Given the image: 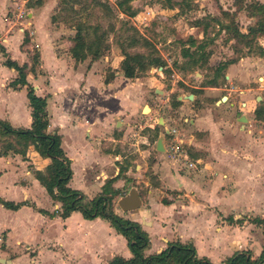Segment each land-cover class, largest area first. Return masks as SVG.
Returning <instances> with one entry per match:
<instances>
[{"label":"crops","instance_id":"0c3cea01","mask_svg":"<svg viewBox=\"0 0 264 264\" xmlns=\"http://www.w3.org/2000/svg\"><path fill=\"white\" fill-rule=\"evenodd\" d=\"M56 1L40 0L35 3L32 0L25 10L22 8L24 0H0V72L3 73L0 77V120L15 128L29 127L31 121L25 86L12 84L16 70L3 64V59L8 57L18 65L26 64V82L32 86L36 95L45 97L48 118L45 131L59 135V145L69 159L71 174L66 184L90 198L100 190L107 178L118 177L120 170L115 169L114 174L108 175L102 167L98 171L99 180H90L96 187L91 193L71 184V162L74 157H81L85 171L83 177L87 181L91 178H88V167L101 162L90 149H95L91 145L98 128L111 117L104 112L97 116L94 106L96 100L93 99V105H87V91L91 86L96 87L102 99L115 104L112 107L116 113L124 111L127 102L120 99L124 95L123 87L115 86L116 89H113L117 78L114 79V74L119 77V71L112 72L108 81H104V76L100 79V75L97 79L98 74L93 68L94 58L89 57L90 64H82L84 57L75 59L71 55L69 49L73 35L71 38L62 37L60 28L53 27L54 23L50 20ZM19 9L24 10L25 18L17 17ZM22 20L27 24L20 26L19 22ZM24 33L29 37L28 40L22 38ZM32 46L38 52L35 64L28 57V50ZM229 69L231 73L233 68L230 66ZM261 78L264 79V74ZM200 88L204 89V94L209 91L208 95L212 96L216 95L215 91L222 89L210 83L201 85ZM250 88L238 89L236 93L239 98L232 94L235 90L224 88L225 93L220 95L219 100L213 101L214 104L219 101L217 105L229 107L228 115L233 110L237 112V115L233 113V120L238 121L237 126L231 118L226 119L224 116L214 119L206 114L192 119L197 130H207L209 143L205 148L206 154L200 158L203 164L198 169L189 174L175 172L172 175L171 182L174 186L170 182V189L175 187V190L180 191L176 196L184 198L186 195L184 201L175 199L155 202L154 194L159 190L155 185L147 189L146 202L143 200L144 196L137 191L140 205L148 206L146 214L139 217L141 223L139 219H133L148 234V245L142 250L145 255L158 252L170 240L191 242L198 256H205L214 264L223 262L236 249H248L252 257L259 254L264 245V234L260 225L249 218H264V125H260V117L254 116L256 105L251 110L246 109L251 96ZM188 94H191L189 99L194 102L200 97L192 91L186 96ZM222 96L225 97L223 100ZM64 122L74 128L81 125L78 138L80 142L75 143L78 145V156L66 153L61 130ZM12 154L13 156L8 153L0 154V177L7 176L2 181L3 187L18 190L20 195L17 199L5 198L0 191V197L24 203L14 209L0 203V264H106L114 255L124 258L131 255L125 238L115 231L107 219L100 216L84 218L78 210H71L65 216L59 214L60 201L50 197L33 173L34 170L43 171L50 161L48 156L40 155L32 144L27 145L23 154L13 151ZM24 154L32 164L31 170L23 171L27 174L26 180L18 179L23 164L19 155ZM113 155L116 159V154ZM157 179L162 186V176L159 175ZM117 185L115 182L113 187L116 188ZM32 186L44 191V204H39L30 195ZM127 191L128 189L118 195L117 199ZM155 208L164 209L167 214L180 215L178 222L183 224L170 222L169 236L160 233L155 236L154 230L161 229V225L165 224ZM112 210L121 216L122 212H126L117 203L112 204ZM143 217L148 222L142 221ZM181 225L183 230L180 229Z\"/></svg>","mask_w":264,"mask_h":264},{"label":"rangeland","instance_id":"374dc122","mask_svg":"<svg viewBox=\"0 0 264 264\" xmlns=\"http://www.w3.org/2000/svg\"><path fill=\"white\" fill-rule=\"evenodd\" d=\"M31 1L24 0L22 8L26 10ZM116 2L117 0H57L50 15L53 27L60 28L62 37L71 38L75 27L81 28L80 35L84 43L82 52L86 53L82 64L88 63L90 52L96 48L97 42L96 50L99 53L92 60L94 71L98 74L97 79L119 71V77L114 74V79L117 78L113 89L123 87L124 95L120 99L127 102L126 109L116 113L112 107L115 104L102 99L96 87L91 86L87 91V105H93V99L96 100L94 106L97 116L102 112L111 116L106 124L98 128V133L92 140L91 146H95V149L91 148L90 151L101 162L88 167V178L91 177L88 181L83 177L85 171L81 157H74L79 155L76 144L80 142L78 138L81 125L74 128L65 122L62 124L66 153L74 157L71 162V184L91 193L96 187L90 180H99L98 171L102 167L108 175L114 174L113 170L118 169V177L112 183V186L115 182L118 185L112 196L111 206L116 204L118 195L132 187L144 196L143 200L146 202L147 189L154 185L159 187L154 194L155 202L175 199L184 201L186 195L184 198L176 196L180 191L175 190V187L170 189L172 175L175 172L189 174L198 169L203 164L200 158L206 154L205 148L209 143L207 130H197L192 119L207 114L214 119L222 116L231 118L236 126L238 124L237 120H233L234 114L237 115L236 111L233 110L235 113L228 115L229 107L217 105L219 101L213 103L214 99L219 100L220 95L225 93L224 88L235 90L232 94L239 98L236 93L238 89L252 87L246 109L251 110L253 105L260 107V125H264V79L261 78L264 74V33L253 35L248 32V27L262 16L256 10V4H264V0H129L127 4L134 11L131 15L122 12ZM6 17L5 12L4 19ZM66 32H70L69 35ZM236 32L246 35L240 36ZM23 37L29 39L26 33ZM88 45L90 48L86 47ZM28 52L29 61L32 62L38 53L37 49L32 46ZM122 52L158 56L162 63L148 64L136 70L133 77H125L119 66L123 58ZM220 62L226 64L220 73L214 74V67ZM230 66L233 68L231 73ZM1 76L3 73L0 72ZM212 78L211 84L222 88L215 91L214 96L208 95L209 91L204 94V89L200 88ZM191 91L200 96L196 98V102L186 96ZM158 139L161 149L156 147ZM8 142L14 143L15 137L3 134L0 130V152L13 156L12 151L5 147ZM14 144L19 147L17 143ZM183 151L189 160L195 159L193 167L186 160H181ZM113 154H116V159ZM19 159L23 164L18 179L26 180L27 174L23 171L31 170L32 164L25 154L19 155ZM159 175L162 176V186L158 183ZM5 178L7 176L0 177L2 195L17 199L20 195L18 190L3 187ZM29 193L39 204L45 203L44 191L32 186ZM147 208V204H141L135 211L122 212V217L139 219L141 223L139 217L146 214ZM155 209L165 222L161 229L154 230L155 236L159 233L169 236L170 222L183 224L178 222L180 215ZM143 218L142 221L148 222L147 218ZM180 229L183 230L182 225Z\"/></svg>","mask_w":264,"mask_h":264},{"label":"trees","instance_id":"16d2710c","mask_svg":"<svg viewBox=\"0 0 264 264\" xmlns=\"http://www.w3.org/2000/svg\"><path fill=\"white\" fill-rule=\"evenodd\" d=\"M128 1L129 0H117L116 6L125 14L131 15L134 11H132L127 4ZM34 2L39 3L40 0H34ZM256 10L260 12L262 16L258 17L254 25L248 27V32L253 35L256 33H264V4L257 3ZM80 30V27H75L72 45L69 49L71 55L75 59H81L86 55L85 52H82L84 43L80 35ZM236 34L240 36L246 35L241 32H236ZM95 46L96 48L90 52L91 58H95L99 53L96 50L97 42H95ZM86 47L90 48V45ZM122 54L123 58L120 60L119 66L125 77H133L136 70L148 64L161 65L162 63L158 56H144L140 53L130 54L128 52H122ZM36 62L37 54L32 59L33 64ZM3 64L13 67L16 70V76L11 83L25 86V94L30 107L31 116L30 126L26 128H15L6 121L0 120L1 132L14 136V143L19 145L17 148L14 143L8 142L5 144V147L13 152L23 154L27 145L32 144L40 155L50 158L49 163L45 166L43 171L34 170L33 173L44 186L50 197L60 201L61 209L59 214L61 216L67 215L71 210H78L84 218H92L94 216L103 217L108 220L116 232L120 233L125 238L131 255L127 258L114 255L106 264H214L205 256H198L193 244L189 241L182 242L179 240H170L167 241L165 246L158 252L145 255L142 250L149 242L146 231L140 227L138 222L127 217H122L112 210L111 199L113 194L116 193V189L111 183L117 175L107 178L100 190L90 198H86L80 190L69 187L66 182L70 177L71 169L69 167V159L59 145V135L45 131L48 121L45 109V97L36 95L32 86L26 82L25 63L18 65L15 61L5 57L3 59ZM225 64V62L218 63L214 67V74L220 73ZM111 77L112 73L107 75L104 81H108ZM209 83H213V78L209 80ZM253 113L255 117L259 118L262 114L260 107L256 106ZM5 153L6 152H0V154ZM0 203L4 207L14 209L24 202H13L0 197ZM249 220L260 225L262 233L264 234V218L254 216L249 218ZM262 262H264V245L256 257H252L248 249H236L219 264H260Z\"/></svg>","mask_w":264,"mask_h":264},{"label":"water","instance_id":"95a60500","mask_svg":"<svg viewBox=\"0 0 264 264\" xmlns=\"http://www.w3.org/2000/svg\"><path fill=\"white\" fill-rule=\"evenodd\" d=\"M188 98L191 97V94L187 95ZM225 97L222 96L221 99L223 100ZM157 148H162L160 144V140L158 139L156 142ZM118 207L123 210H132L135 211L140 206V198L138 192L135 188H129L126 194L121 195L116 201Z\"/></svg>","mask_w":264,"mask_h":264},{"label":"built area","instance_id":"2783aa9c","mask_svg":"<svg viewBox=\"0 0 264 264\" xmlns=\"http://www.w3.org/2000/svg\"><path fill=\"white\" fill-rule=\"evenodd\" d=\"M17 17L18 18H25V12H23V10H21V11H19V12H17ZM26 22H25V20H22V21H20L19 22V24H20V26H22L23 24H25ZM27 24V23H26ZM177 142H178V140H176ZM184 153H182L181 155V160H186V162H187V164L189 165V166H191V167H193L195 164H194V161H191V160H189L188 159V157L186 156V154H185V151H183Z\"/></svg>","mask_w":264,"mask_h":264},{"label":"bare ground","instance_id":"6f19581e","mask_svg":"<svg viewBox=\"0 0 264 264\" xmlns=\"http://www.w3.org/2000/svg\"><path fill=\"white\" fill-rule=\"evenodd\" d=\"M145 107H147V106H145ZM145 107H144V108H145ZM147 108H148V107H147Z\"/></svg>","mask_w":264,"mask_h":264}]
</instances>
